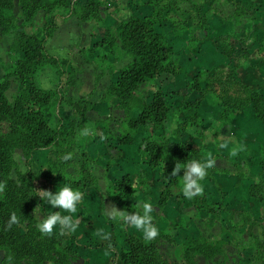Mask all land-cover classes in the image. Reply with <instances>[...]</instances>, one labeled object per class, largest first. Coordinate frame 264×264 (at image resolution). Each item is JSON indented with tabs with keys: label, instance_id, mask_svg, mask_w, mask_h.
I'll return each instance as SVG.
<instances>
[{
	"label": "trees",
	"instance_id": "obj_1",
	"mask_svg": "<svg viewBox=\"0 0 264 264\" xmlns=\"http://www.w3.org/2000/svg\"><path fill=\"white\" fill-rule=\"evenodd\" d=\"M227 1L236 6L234 17L248 14V8L234 0ZM135 2L151 7L152 11L144 16L131 14L122 20L119 30L114 31L104 22L107 14L104 0H87L84 7L80 6L79 0H0V45L8 40L7 50L17 56L13 57L0 79V183L5 185L0 191V264H44L49 260L56 264H70L73 253L69 243L73 237L66 238L60 232L46 236L36 227L39 223L36 212L38 209L43 211L46 204L36 196L37 192L46 190L54 193L58 187L71 185L85 194L98 184L91 171V157L85 151H79L80 132L85 128L82 120L92 110L93 104L85 98L75 101L69 96L75 77L68 70L69 62L51 54L46 47L48 39L59 28V20L77 17L82 23L92 25V36H98L100 40L86 54H95L103 47L108 49L107 53H100L95 59L103 71L116 69L110 62L112 56L115 62L120 61L123 55L132 58L118 70V79L106 91V97L117 98L118 106L124 112L120 134L113 137L114 141L108 139L107 144L110 149L122 152L142 135V162L156 172L157 180L163 186L159 208L187 199L181 190L184 170L172 175L177 164L193 159L204 160L203 148L190 138L197 130L195 137L202 136L204 119L200 109L207 97L217 93L223 107L218 118L221 125L233 122L248 108H252L257 122L264 125L263 91L240 80L238 66L223 70L227 76L221 79L217 77L219 70L214 72L208 68L199 74L196 70L188 75L189 57L175 53L166 28L171 26V33L179 36L176 30L181 32L184 25L172 19L170 10L187 14L197 3L185 8L173 0ZM236 43L232 41L230 45ZM242 54L246 56L247 51L243 49ZM46 66L53 67L57 73L59 86L55 90L41 88L35 82L36 75ZM205 71L207 77L203 78ZM12 77L20 80L22 89L10 100L7 91ZM162 78L169 80L158 86L150 101L139 97L143 85L160 82ZM180 98L184 99L181 111L185 116L168 131L170 114ZM64 108L74 118L65 116ZM18 148L23 150L28 168L26 172L20 170L15 157ZM47 151L52 156L49 155L46 166L34 170L32 162L36 153ZM69 153L72 158L64 161L62 157ZM259 165L264 171V147ZM137 192L131 172L125 173L108 189L109 197L122 210L129 212L137 208L135 202L130 201ZM249 196L264 203L262 178L250 185ZM193 200L198 211L219 215L228 210V205H224L225 197L213 203L209 193L200 192ZM12 213L17 214L18 224H9ZM231 214L242 216L243 224L249 221L250 229L254 231L257 223L249 210L241 214L231 211ZM173 223V232L165 236L177 248L176 262L161 250L156 240L145 242L134 234L126 236L127 246L121 251L116 250L117 256L123 264H197L199 256L212 259L225 252L223 239L212 240L202 235L183 238L181 230L194 224L188 215L178 214ZM238 226L240 224L235 223V227ZM254 237L256 260L264 263V228ZM93 248L113 250L112 243L111 246L108 243L96 244Z\"/></svg>",
	"mask_w": 264,
	"mask_h": 264
},
{
	"label": "crops",
	"instance_id": "obj_2",
	"mask_svg": "<svg viewBox=\"0 0 264 264\" xmlns=\"http://www.w3.org/2000/svg\"><path fill=\"white\" fill-rule=\"evenodd\" d=\"M104 1L107 9L106 24L114 31H118L122 20L131 14L134 16H144L152 11L151 7L137 4L135 0ZM173 2L185 8H191L197 3L201 5V10L208 9L213 12L212 18H208L207 16L203 17L198 14L196 21L193 18L189 20L191 22L190 24H194L195 30L198 29L196 33L192 32L191 34H193L194 39L199 43L194 49L190 48L188 46L189 44L186 43V46L180 51L181 54L179 53V55L183 54L189 57L188 66L190 68L194 65L206 67L214 72L219 70L220 67L226 71L230 67L238 66V78L249 84L252 88L260 89L264 94V0H234L235 3L241 4L243 7L249 9L248 14L242 15L239 18L233 16L236 6L227 0H201L200 2L198 0H173ZM86 3L87 0H79V4L83 7ZM191 13L194 15L191 11L189 14L187 13L188 15L185 14L183 16L187 15L190 18ZM171 15L173 16V20H178L182 24L188 25V21L184 17L180 18L175 14ZM166 29L169 31V39L174 45V41L179 40V36L171 33V26H168ZM91 31L92 25L82 23L77 17H72L67 21L59 20L58 30L46 43V47L51 54L68 60V70L75 75L74 85L68 91L69 96L75 101L85 98L93 104L92 110L82 120L85 127L84 130L88 129L90 134L85 137L81 135L84 130L80 132L79 151H85L91 157V171L98 179V186L92 190L90 195H83L81 207L74 217L79 222L77 232L70 235L62 233L66 238L73 237L69 246L71 247L73 258L79 259L75 263L123 264L117 256L116 250L121 251L127 246L126 236L128 234L141 237L130 228H124L122 224L110 219V212L108 215L105 214L108 209L111 210L113 207L123 211L109 197L108 189L111 184L121 178L125 173L131 172L135 184L138 187V192L130 198V201L138 205L142 203V198H150L155 210L153 213L155 222L159 229V235L156 239L162 241L160 248L163 252L167 253L166 251H168V254L171 257L173 256V254L171 255L172 250L170 247L172 244L165 235L173 232L174 218L178 214L183 213L191 217L194 221L191 228L181 230V236L183 238L202 235L208 239H223L226 242V246L230 240L233 242L237 240L240 244L239 247H243L242 249L245 248L247 251V256H241V260L237 256L236 261H198L200 258L198 257L197 264H217V262H219L218 264H264L256 260L254 254L255 250L253 245L256 241L254 236L258 232L254 229L252 233L255 235H250L246 231H243V228L237 229L234 226V222H232V216L231 218L229 217L231 211L236 212V214H241L244 210H249L254 219H259L261 216H264V208L263 215L256 209L261 203L249 197L250 185L257 182V180L251 181L247 179L244 181V184L249 185V188H247L248 196L246 198L238 193H234L237 190V187H234L235 183L240 182L237 179L236 173L237 167L239 166L238 157L242 156L245 159L247 155L255 151V154H258L257 166L261 156L260 150L264 147V125L257 122L252 108H248L244 112L239 113L233 122L221 125L218 118L223 107L217 93L211 94V96H214L212 99L214 105L209 104L210 97H207L200 109V115L204 119L202 136L195 137L193 140L195 145L207 150L216 160V164L209 168V170H217V172L213 173H217L218 178L222 173L228 174V179H219L224 180L223 183L219 182V186L211 185L206 187L207 185H205L203 190L209 193L210 199L214 200L213 203L222 200L221 190H225L229 194L233 193L228 195L229 198L225 200L224 205H240V209L234 208L233 210H229L228 208V210H223L219 215L213 214L215 219H212V223L206 220L207 214H209L206 210L198 211L196 209L193 197L178 201L177 204L174 203V205L161 209L158 206V200L163 186L158 182L156 172L142 162L140 153L142 135L137 138L134 145L127 147L122 152L110 149L107 144L108 141L106 140L109 130L105 121L111 116V110L106 111V109L109 107L112 108L111 104L114 102L119 103L115 97L108 99L106 97V91L118 79V70L126 66L132 58L129 55H123L120 61L115 62L114 56H112L110 57V62L114 64L116 69L112 72L110 70L103 71L95 59L100 53H107L108 49L103 47L97 50L95 54H86V51L92 49L95 43L100 40L98 36L93 37ZM176 33H179L186 42L190 32L185 31L180 33L176 30ZM231 41H237L238 43L233 46L232 44L230 45ZM238 48H241V50L245 49V52L247 51L246 56L241 53L242 57H240L241 54H239ZM201 60L202 64L200 63ZM54 81L56 86H53ZM259 81L260 84L256 85ZM35 82L39 87L47 90H55L59 86L57 73L51 66H46L39 71L36 75ZM147 85H143L141 91ZM152 85L156 91L158 88L157 85L154 82ZM10 89L11 87L7 91L9 99ZM21 89L22 87L13 95L12 99L19 94ZM178 103L181 104L178 119H183L185 115L181 110L184 106V101L179 99L176 105ZM69 117L74 118L71 112L69 113ZM123 117L124 112L120 115V120ZM120 120H116L111 125L114 127ZM234 148L241 149L235 157L231 155ZM256 149L258 150L256 151ZM50 153L49 151L36 153L32 162L33 169L38 170L39 168H44L46 161L40 163V157L44 155L49 156ZM15 157L19 162L20 170L26 172L28 168L24 160L23 150L20 148L16 149ZM206 159L204 156V160ZM113 163L115 164L113 165ZM257 167L260 168L259 165ZM129 168L131 171L128 170ZM257 170L260 171V169ZM262 171L263 169L260 172ZM97 202H99L101 209L99 214L90 210V206L96 205ZM262 206L264 207V205ZM50 211L59 212L60 209H53L50 204L46 203L45 209L39 213V218L37 217L38 221L40 222V219L45 218ZM61 214L66 213L61 210ZM101 227L112 232L111 243L113 250L102 249L97 251L94 248L92 249L96 244L107 243L100 241L96 236L97 229ZM211 230H214V232ZM76 237L81 239L83 243H80ZM163 249L166 250L164 251ZM172 261L176 262L175 260ZM48 262L46 261L44 264Z\"/></svg>",
	"mask_w": 264,
	"mask_h": 264
},
{
	"label": "rangeland",
	"instance_id": "obj_3",
	"mask_svg": "<svg viewBox=\"0 0 264 264\" xmlns=\"http://www.w3.org/2000/svg\"><path fill=\"white\" fill-rule=\"evenodd\" d=\"M15 1H17V0H15ZM199 2L201 1V0H198ZM202 3V2H201ZM80 6H82V5H80ZM197 11V12H196ZM193 14L194 15H192V13L190 14L191 16H190V18H188V14L186 15V16H183V15H185V14H182L181 12H177V10H174V9H171L170 10V14H175L176 16H179L180 18L181 17H184L185 19H186V21H188V25H185V24H183L184 25V28L181 30V32L180 33H182V32H185V31H189L190 33H189V36H188V38H187V40H186V42H185V39L184 38H182L181 37V35H179V40H175L174 41V46H175V52L176 53H178L177 55H179V53H180V51L186 46L185 44L187 43V44H189L188 46L190 47V48H192V49H194V48H196L197 47V45H198V41L196 40V39H194V36H193V34H191L192 32H194V33H196L197 31H198V29H196L195 30V26H194V24H190L191 22L189 21V20H192V18L193 19H195V21L197 20L196 19V17H198V14L199 15H202L203 17H205V16H207L208 18H212V14H213V12L212 11H209L208 9L207 10H201V5L200 4H196V6H195V8L193 9ZM204 13V14H203ZM200 17V16H199ZM188 18V19H187ZM201 18V17H200ZM172 19H173V17H172ZM104 22L106 23V18H105V20H104ZM181 37V38H180ZM8 40H6V42H4V44H2V45H0V78H2L3 77V75L6 73L5 72V68L9 65V64H11V62H12V60L14 59L13 57H16L17 58V56L15 55V54H12V53H10L8 50H7V45H8ZM232 42V41H231ZM238 51H239V54H241L242 52H243V50H241V49H239L238 48ZM181 54V53H180ZM225 56H227V55H225ZM240 57H242V54H241V56ZM236 58V57H235ZM200 63L202 64V60L200 61ZM104 64H106V63H104ZM204 69H206V67H200V66H197V65H194L192 68H190V66H187L186 67V70H187V72H189V74L188 75H190V74H192L194 71H198L197 72V74H199V72L200 71H203ZM212 69H214V68H212ZM229 69V68H228ZM227 69V70H228ZM218 71V70H217ZM219 73L217 74L218 76V79H221L220 77H226L227 75L225 74V73H223L222 71H223V68H221L220 67V69H219ZM209 75V74H208ZM207 77V72L205 71V73H203V78H206ZM170 78V77H169ZM169 78H162V80L160 81V82H154L155 83V85H157V87L160 85V84H166L167 83V81L169 80ZM190 78H192V79H194L193 78V76H190ZM53 86H56L55 85V81L53 82ZM152 84H153V82H152ZM152 84H148L147 86H146V88H144L142 91H140L139 92V97L140 98H142V99H144V100H146V101H148V99L149 98H151V96H152V94L155 92V90L153 89V85ZM258 84H260V81H259V83L257 82L256 83V85H258ZM22 87V83L20 82V80L19 79H17V78H15V77H12V84H11V89H10V91H9V97H10V100H12V97H13V95H15L16 93H17V91H19V89ZM218 90H219V92H220V87H218ZM230 91H233L232 89L230 90ZM210 98V102H209V104L210 105H214V102L212 101V99H213V97L214 96H209ZM181 98H183V97H181ZM180 98V99H181ZM182 101H184V99H181ZM181 104L180 103H178V105H176V107H174L173 109H172V112H171V114H170V118H169V124H168V131H170V130H172V129H174L176 126H177V123L179 122V121H181L182 119H178L179 117V112H180V108L179 107H181L180 106ZM111 107L112 108H108V109H106V111H109V109L111 110V116L109 117V119L107 120V121H105L106 123H107V127H108V130H109V133H108V135H107V139L106 140H108V139H110L111 141H114V139L115 138H113L114 136H116V135H119L120 134V131H121V126H122V120H120V115L123 113V110L121 109V108H119V106H118V104L117 103H112L111 104ZM69 113L70 112H68V109L67 108H64L63 109V114L65 115V116H67V117H69ZM116 120H120V122H118L114 127H113V125H111L113 122H116ZM202 124H203V122H202ZM201 124V131H203L202 129H203V125ZM193 129V128H192ZM83 131V130H82ZM195 131V130H194ZM198 131V130H197ZM197 131H195L194 132V137L197 135ZM196 134V135H195ZM194 137L191 139L190 138V140L194 143ZM134 145V144H133ZM130 146H132V145H130ZM127 147H129V146H127ZM127 147H125L124 148V150L127 148ZM97 148V147H96ZM116 150V149H115ZM258 149H256V151H257ZM203 151H204V156L207 158L208 157V155H209V153H208V151L207 150H205V149H203ZM260 153L262 154V148H261V150H260ZM260 154V155H261ZM258 155V154H257ZM257 155L255 154V151H253L251 154H249V155H247L246 157L247 158H245L244 159V157H242V156H239L238 157V160H239V162H238V164H239V166L237 167V171H236V173H237V179H239L240 180V182H236L235 183V186L234 187H237V190L234 192V193H238V194H240V195H242L244 198H246L247 196H248V191H247V188H249V185L248 184H244V181H246L247 179L248 180H251V181H260V178H262L263 180H264V171L263 172H260L261 171V169H262V167L257 163V166L259 165L260 166V168L259 167H257L256 166V162H257ZM50 156H52V153H50ZM142 157V156H141ZM261 157V156H260ZM48 158H49V156L48 155H44V156H42V157H40V163H44L45 161L47 162V160H48ZM115 163H113V165H114ZM237 163H236V165H238ZM257 169H260V171H258ZM129 171H131L130 170V168L128 169ZM73 171V170H72ZM213 172H217V170H215V171H209V172H207L206 173V176L202 179V180H200L199 181V183H200V185H201V187H202V191L203 192H206V190H203L204 189V187H205V185H207L206 187H208V186H211V185H213V186H219V182H221V183H223L224 182V180H219L220 178H222V179H228V174H221V176L218 178V175H217V173H213ZM16 176V175H15ZM234 182H235V180H234ZM96 186H98V184L96 185ZM96 186H93L90 190H89V192L88 193H85V194H83V195H90L91 194V192H92V190L96 187ZM230 188H232V187H230ZM250 189V188H249ZM221 190V189H220ZM231 194H233V193H231ZM231 194H229V193H227L225 190H221V196L222 197H225V200L226 199H228L229 197H228V195H231ZM250 197V196H249ZM232 198V197H231ZM230 200V199H229ZM211 202H214V200L212 199L211 200ZM225 202V201H224ZM175 204H177V202H175ZM174 205V204H173ZM262 205H264V203H261V205H259V206H257V211L259 212V213H262V215H263V206ZM230 204L227 206L229 209H240L239 207H240V205L238 206V205H231L230 207ZM163 209V208H162ZM243 210V209H242ZM41 212V210L40 209H38V211L36 212V216L39 218V213ZM208 213V212H207ZM236 213V212H235ZM211 213H209V214H207V221L209 222V223H212L211 221H212V219H215L214 217H213V214H211ZM231 216H232V219H233V221L232 222H234V226H235V223L237 224V223H239L240 224V226H238V227H236L237 229H241V228H243V231H246L247 233H249L250 235H253V233H252V231H251V229H250V222L248 223L247 222V226H246V224H243V219L241 218V217H236V216H234V215H232V214H230L229 215V217L231 218ZM262 219V220H261ZM264 216H261L259 219L257 218V219H255V221H256V223H257V225L254 227L255 228V230L257 231V232H259V231H261V229H263L264 228ZM212 232H214V230H211ZM243 231H240V232H243ZM76 239L81 243H83V241H81V239H79V238H77L76 237ZM212 240H214V239H212ZM156 241L158 242V244H159V246L161 247L162 246V241L160 240V239H156ZM236 241V242H235ZM228 242V241H227ZM234 246V247H233ZM240 246V244L237 242V240H234V242L232 241V240H230L228 243H227V246H225L226 247V249H225V252L223 253V254H221V255H217V256H215L214 258H212V259H206V258H204V257H202V256H199L200 258H199V260L198 261H236L237 260V256L239 257V259L241 260V256H247V251H246V249L244 250V249H242V248H240L239 247ZM171 247V255L173 254V256L171 257L169 254H168V251H166L167 253H165L169 258H171L172 260H175L176 261V259H177V248H176V246L175 245H171L170 246ZM164 251L166 250V249H163ZM98 251V250H97ZM73 260H75V261H69V263L70 264H76L77 262H78V260L79 259H74L73 258ZM76 262V263H75ZM80 262V261H79ZM219 262H217V264H218ZM47 264H54V261L53 260H49V262L47 263Z\"/></svg>",
	"mask_w": 264,
	"mask_h": 264
},
{
	"label": "clouds",
	"instance_id": "obj_4",
	"mask_svg": "<svg viewBox=\"0 0 264 264\" xmlns=\"http://www.w3.org/2000/svg\"><path fill=\"white\" fill-rule=\"evenodd\" d=\"M90 134L88 129H85L81 135L88 136ZM94 134V133H92ZM241 149H233L231 155L235 157ZM72 158L71 153L62 157L64 161H68ZM216 164V160L211 154L208 155L206 160L193 159L190 162L178 163L174 169L172 175H177L181 169L184 170V175L181 181V190L185 197L191 199L198 195L202 191V187L199 183L206 176L207 169L213 167ZM5 185L0 183V191H3ZM45 203L51 205L53 209L59 208V212H48L45 218L40 219V222L36 225L38 230L46 236H51L57 232L63 234L76 233L79 227V222L75 217V214L79 211L82 201L83 193L74 188L71 185H64L58 187L53 193L51 191L41 190L37 192ZM41 208L40 206H38ZM63 210L66 214H61ZM90 210L99 214L100 204L90 206ZM154 208L150 198H142V203L137 205L136 210L133 212L121 211L113 207L111 210L105 212L109 215L110 219L115 220L117 223L122 224L124 228H130L132 231L138 233L145 242L155 240L159 235V229L156 225L154 218ZM20 222L16 213H12L10 216L9 224H18ZM97 238L102 242H107L111 246L112 232L101 227L96 231Z\"/></svg>",
	"mask_w": 264,
	"mask_h": 264
}]
</instances>
